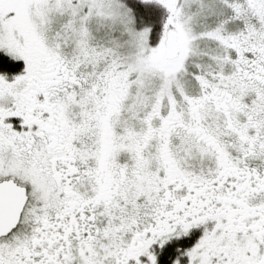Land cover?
Segmentation results:
<instances>
[{"label":"snow or ice","instance_id":"6c2138e0","mask_svg":"<svg viewBox=\"0 0 264 264\" xmlns=\"http://www.w3.org/2000/svg\"><path fill=\"white\" fill-rule=\"evenodd\" d=\"M0 264H264V0H0Z\"/></svg>","mask_w":264,"mask_h":264}]
</instances>
